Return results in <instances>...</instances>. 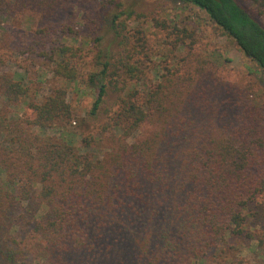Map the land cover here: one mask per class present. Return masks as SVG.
I'll return each mask as SVG.
<instances>
[{"label":"trees","instance_id":"1","mask_svg":"<svg viewBox=\"0 0 264 264\" xmlns=\"http://www.w3.org/2000/svg\"><path fill=\"white\" fill-rule=\"evenodd\" d=\"M174 1L204 13L264 75V0H248L249 7L238 0ZM80 2L0 0V27L17 19L43 24L26 49L50 61L52 76L68 84L27 101L23 78L1 71L25 46L0 35V234L10 228L4 219L14 204L36 190L42 214L31 232L45 264H196L244 235L249 203L264 206L260 107L248 88L218 76L217 54L195 55L194 41L177 66L157 64L156 82L147 83L135 59L144 43L119 40L116 21L133 16L121 11L109 42L90 40L87 63L88 80L99 82L89 115L109 91L118 94L117 110L97 137L78 141L69 130L67 94L70 85L77 91L85 84L81 52L58 38L52 21ZM58 31L77 36L70 25ZM176 32L182 36L174 48L192 37ZM20 105L26 108L18 112ZM142 127H149L145 136L129 142Z\"/></svg>","mask_w":264,"mask_h":264},{"label":"rangeland","instance_id":"2","mask_svg":"<svg viewBox=\"0 0 264 264\" xmlns=\"http://www.w3.org/2000/svg\"><path fill=\"white\" fill-rule=\"evenodd\" d=\"M238 1L244 7H249L248 0ZM80 3L81 5L77 4L73 10L58 14L52 21L58 38L63 37L67 45L80 49L81 52V60L77 65L85 84L80 85L77 91L70 85L67 94V101L74 112V123L69 126V130L75 134L78 141L88 135L97 137L101 128L117 110L118 94L109 91L96 114L89 115L99 82L91 83L88 80V72L91 71L90 65L87 64L90 56L88 49L91 48L90 40L96 36L101 37L103 43L109 42L113 15L128 10L132 11L133 16L130 19L123 16L115 25L118 28L119 40L130 38L132 45L138 44V39L139 44L144 43L143 49L138 50L135 59L144 72V80L147 83L156 82L157 64L161 63L162 67L177 66L178 60L188 53L187 45L194 41L192 52L202 57L217 54L218 76L227 83H236L248 88L264 118V75L201 11L174 0H81ZM42 25L38 20L31 22L17 19L4 20L0 27V35L5 31L17 44L25 46L20 50L24 54H15L13 61L8 62L1 71L15 78H23L24 85L29 88L27 101H39L51 87L62 84L50 73V61L29 54L26 49L31 44L33 33ZM66 25L73 26L77 31L76 37H69L68 34L58 31ZM176 30H186L192 36L185 40V46L174 48L175 40L182 36ZM121 51L122 48L120 50L117 46L115 57H118ZM121 86L127 90L131 84L127 88L123 84ZM24 108V105H20L15 110L21 112ZM262 126L264 127V120ZM148 130L149 127H142L129 142L140 140ZM33 132L39 136L58 137V131L55 130H47L42 134L37 130ZM35 191L27 201L15 203L4 219L5 225L10 228L6 234H0V264H45L37 255L41 241L31 232L42 214L37 209ZM242 212L245 217L244 235L230 240L228 245L223 244L219 249L211 250L203 260L196 261V264H264V206L259 208L255 203H249Z\"/></svg>","mask_w":264,"mask_h":264}]
</instances>
